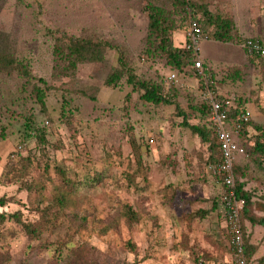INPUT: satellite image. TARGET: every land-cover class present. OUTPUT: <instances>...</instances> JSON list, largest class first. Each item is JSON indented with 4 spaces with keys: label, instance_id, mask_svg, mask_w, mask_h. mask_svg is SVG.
I'll return each instance as SVG.
<instances>
[{
    "label": "rangeland",
    "instance_id": "obj_1",
    "mask_svg": "<svg viewBox=\"0 0 264 264\" xmlns=\"http://www.w3.org/2000/svg\"><path fill=\"white\" fill-rule=\"evenodd\" d=\"M207 1L210 9L234 20L242 38L264 40V0ZM146 3L0 0V54L29 63L36 77L27 80L8 61L0 62V197L6 199L0 212L7 215L0 221L1 264H67L81 248L98 264H197L196 258L205 264H234L223 220L212 210L222 185L206 163V144L179 125L182 118L174 106L147 103L126 77L117 87L108 86L106 78L118 66L119 53L113 49L102 62L81 63L75 77L53 75L56 37L66 33L107 39L125 50L141 78L164 85L166 91L175 88L191 122L207 120L206 112L192 105H209L208 91L215 95L212 83L232 103V97H240L249 113L242 142L264 134V58L252 59L241 44L209 37L201 41L196 57L206 81L189 70L171 69L162 57L145 52ZM175 19L174 41L183 47L188 21L181 14ZM37 87L46 89L45 109ZM30 119L45 132L44 143L26 136L31 134L26 127ZM19 145L21 155L41 157L45 151L41 158L49 159L50 170L29 165L9 172L13 160L19 161L13 156ZM250 159L242 155L237 161ZM58 165L70 179L87 183L74 185L75 194L55 227L30 238L11 215L21 211L23 221L39 220L61 183ZM253 166L251 187L264 189V170ZM95 176L103 180L89 185ZM125 204L140 220L127 221Z\"/></svg>",
    "mask_w": 264,
    "mask_h": 264
},
{
    "label": "trees",
    "instance_id": "obj_2",
    "mask_svg": "<svg viewBox=\"0 0 264 264\" xmlns=\"http://www.w3.org/2000/svg\"><path fill=\"white\" fill-rule=\"evenodd\" d=\"M41 7V5H40ZM145 11L149 17L148 34L146 38V54L152 56L162 57L171 69L179 72L188 71L190 74H194L200 77V80L206 81L202 77V73L195 68V61L197 53L188 49L185 45L178 47L174 41V31L177 28L175 15L181 14L184 19L188 21L189 27L191 21H197L202 29L203 34L207 38H211L216 41L225 43H238L241 44L247 55L254 58H264L261 55L250 52L246 43L250 39H244L238 33V29L234 20L229 16L221 12H215L209 7L207 0H147L145 5ZM251 40L259 41L264 44V40L259 38H251ZM108 49L116 50L118 55V66L114 67L106 78V84L112 88L118 86L119 82L126 77L128 84L132 86L133 91L141 93V98L147 103L159 105H172L174 106L176 116L182 118L179 125L183 128L189 129L194 135L201 138L206 144L207 158L206 163L208 165L215 166L222 161V151L219 144L218 136L215 131L213 121L211 119L210 105L201 104L197 107L192 105L194 110L201 111L204 115L206 112L207 120L204 122L193 123L190 120L188 112L184 109L181 102L178 99V92L175 88L171 91H166L164 85L141 78L134 66L129 62L126 57V52L119 45L112 43L107 39L95 38L90 35H69L66 33L61 34L55 38L53 46L54 65L53 75L58 77H75L76 71L81 63L86 62H102L105 59V55ZM0 54V62L7 63L8 59ZM9 65L16 70L20 76L27 80L35 79V75L31 70L29 63L20 59H11L8 61ZM201 72V71H200ZM203 78V79H202ZM42 80V79H40ZM209 83V82H208ZM211 87L215 91V95L222 102L228 100V98L220 95L215 86L211 83ZM36 97L45 109V97L46 89L37 87ZM233 106L227 111L228 121L230 128L235 132L239 138L241 135L247 136L248 122L240 121V116L245 112L243 102L240 97H232ZM64 115H67L66 120L69 122L71 109L69 102H63ZM69 117V118H68ZM240 125V129H237V125ZM31 134L34 135L39 142L44 143L46 141V135L44 131L40 130L34 119L28 120L26 125ZM262 132V131H261ZM240 143L245 148V155L250 156V160L247 162L240 161L238 158L234 164V172L236 178V190L240 198L245 201L244 207L241 211V222L243 239L245 243V251L248 264H264V254L260 255V251L264 249V189L257 187H251L250 173L253 165L262 168L264 170V134H258L254 140ZM19 149L15 152L19 161L16 163L15 159L11 163L12 167H9V172H14L16 169H26L29 165H34L40 170L48 172L51 168L49 159H42L45 156V151H41V157L27 155H21ZM45 150V148H43ZM139 148H135L138 151ZM251 164H253L251 166ZM19 166V167H18ZM254 167V166H253ZM56 170L61 176V183L57 185L53 195V205H49L42 209V215L37 221H23L22 212L16 211L11 215L15 218L24 229L25 233L30 238H37L46 231L55 227L60 218L62 209L68 204L75 194V184H86L87 181H74L67 177L66 169L62 165H58ZM218 181L221 183V179L216 175ZM103 179L100 176H95L94 180L88 184L95 185V182H101ZM223 192V186H222ZM221 192V195H222ZM5 197H0V206L5 205ZM56 207V209H55ZM123 215L128 222L133 223L140 220V215L129 204L123 205ZM212 210H216L222 220L223 215V202L221 196L219 199L213 202ZM207 212V211H206ZM205 215V210L202 211V216ZM7 215L5 212H0V221H4ZM226 229V228H225ZM226 235L229 238L227 229ZM131 248H134L133 243H129ZM74 258L67 264H98L96 261L87 257L84 248L74 250ZM4 261L3 254L0 252V264ZM197 264H205V261H199L196 258Z\"/></svg>",
    "mask_w": 264,
    "mask_h": 264
},
{
    "label": "built area",
    "instance_id": "obj_3",
    "mask_svg": "<svg viewBox=\"0 0 264 264\" xmlns=\"http://www.w3.org/2000/svg\"><path fill=\"white\" fill-rule=\"evenodd\" d=\"M185 36V46L194 50L198 55L201 41L207 37L203 34L197 21H191ZM246 47L250 52L264 57V44L259 41L250 39L247 41ZM195 67L199 71L202 70L201 60L195 62ZM171 77L175 78L176 75L173 74ZM208 100L212 113L211 119L222 151V161L212 166V170L220 177L223 186L221 200L223 202L224 224L229 235L230 247L234 253V264H248L241 222V211L245 201L237 194L234 172L235 161L239 155L245 154V148L229 125L227 111L233 106V103L229 99L222 102L210 91H208ZM248 114V112L242 113L240 121L248 122L250 120ZM238 129H240L239 124L236 131ZM151 142H154V139H151Z\"/></svg>",
    "mask_w": 264,
    "mask_h": 264
},
{
    "label": "crops",
    "instance_id": "obj_4",
    "mask_svg": "<svg viewBox=\"0 0 264 264\" xmlns=\"http://www.w3.org/2000/svg\"><path fill=\"white\" fill-rule=\"evenodd\" d=\"M225 224H224V220H223V226H224Z\"/></svg>",
    "mask_w": 264,
    "mask_h": 264
}]
</instances>
